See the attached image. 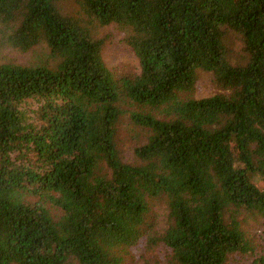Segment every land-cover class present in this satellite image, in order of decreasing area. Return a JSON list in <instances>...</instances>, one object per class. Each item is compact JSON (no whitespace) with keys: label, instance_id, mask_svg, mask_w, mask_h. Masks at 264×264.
Instances as JSON below:
<instances>
[{"label":"trees","instance_id":"16d2710c","mask_svg":"<svg viewBox=\"0 0 264 264\" xmlns=\"http://www.w3.org/2000/svg\"><path fill=\"white\" fill-rule=\"evenodd\" d=\"M113 24L139 75L107 67L96 32ZM0 25L46 51L0 64V264H122L141 240L172 264H264L245 229L264 220V0H0ZM201 71L220 92L194 99ZM125 115L148 132L137 163L118 149Z\"/></svg>","mask_w":264,"mask_h":264},{"label":"rangeland","instance_id":"374dc122","mask_svg":"<svg viewBox=\"0 0 264 264\" xmlns=\"http://www.w3.org/2000/svg\"><path fill=\"white\" fill-rule=\"evenodd\" d=\"M1 26V25H0ZM1 30V28H0ZM97 38L105 42L103 56L107 67L117 78L133 77L141 72L139 60L134 55L129 46L124 44V40L131 31L117 25L99 27ZM1 37V35H0ZM230 60L233 64L244 65L247 56L242 50V43L239 37L230 33L227 39ZM46 51L38 47L29 52H21L5 45L0 40V64L12 63L17 65H31L42 62ZM213 81V75L205 72L199 73V82L195 93L191 95L194 99L206 98L219 93ZM185 97V96H184ZM148 132L132 123L129 115L122 117L117 130V143L121 157L126 163H137L135 149L146 142ZM153 224L152 232L156 237L162 236L169 226V212L167 206L162 201H154L151 204L149 220ZM245 229L254 239L257 252L264 254V220L254 217H247ZM170 253L163 244L158 246L153 244L148 246L145 240L128 250L124 256L122 264H172ZM227 264H244L232 258Z\"/></svg>","mask_w":264,"mask_h":264}]
</instances>
